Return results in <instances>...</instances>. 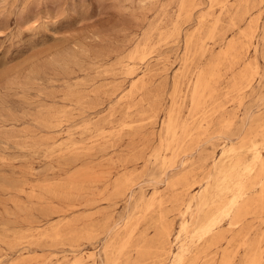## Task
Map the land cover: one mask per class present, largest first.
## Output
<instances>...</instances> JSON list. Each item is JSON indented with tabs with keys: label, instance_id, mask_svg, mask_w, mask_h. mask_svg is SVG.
Masks as SVG:
<instances>
[{
	"label": "rangeland",
	"instance_id": "obj_1",
	"mask_svg": "<svg viewBox=\"0 0 264 264\" xmlns=\"http://www.w3.org/2000/svg\"><path fill=\"white\" fill-rule=\"evenodd\" d=\"M253 139L264 0H0V264H264L258 169L239 224L194 237Z\"/></svg>",
	"mask_w": 264,
	"mask_h": 264
},
{
	"label": "bare ground",
	"instance_id": "obj_2",
	"mask_svg": "<svg viewBox=\"0 0 264 264\" xmlns=\"http://www.w3.org/2000/svg\"><path fill=\"white\" fill-rule=\"evenodd\" d=\"M142 55V54H141ZM143 56V55H142ZM185 69V68H184ZM201 73V72H200ZM211 75V74H210ZM213 75V74H212ZM246 76V75H245ZM212 77V76H211ZM245 78V77H244ZM198 79V78H197ZM250 79L251 76H250ZM210 81V80H209ZM204 82V81H203ZM202 80L199 78L198 81H196L195 83H197L195 86V94L199 93L200 91L202 92V89H206V85L207 83H203ZM210 83V82H209ZM208 83V84H209ZM144 84V83H143ZM208 86V85H207ZM101 88V87H100ZM27 90V89H26ZM200 92V93H201ZM199 93V94H200ZM194 102V101H193ZM198 102V101H197ZM143 103V102H142ZM205 103V102H204ZM196 105L198 106V104L196 103ZM200 105V104H199ZM204 107V105H203ZM131 108V107H130ZM167 115V114H166ZM168 118V122H167V129H166V133H168L171 137H172V143H174L177 140L178 137V125H177V120L175 119L174 113L173 112H169V117ZM230 123V122H229ZM149 124V123H148ZM230 126V124H229ZM187 128V127H185ZM186 133V132H184ZM187 135V134H186ZM190 136V135H189ZM68 137V136H67ZM159 137V136H158ZM187 137V136H186ZM190 138V137H189ZM241 138V137H240ZM160 139V138H159ZM161 141V140H160ZM177 144V143H176ZM161 146V145H160ZM177 146V145H176ZM247 146V145H246ZM46 147V146H45ZM169 147V145H168ZM161 148V147H160ZM164 148V147H163ZM167 148V147H166ZM232 148V147H231ZM40 149V148H39ZM82 150V149H81ZM161 150V149H160ZM159 150V151H160ZM170 150V149H169ZM175 150V148H174ZM173 150V151H174ZM162 151V150H161ZM233 150L231 149L230 152H232ZM250 151L253 153V161L251 164H248L246 166L243 167V169L241 168L242 165L240 163V161H237L235 164H233V169L232 172L229 174V176H227L223 181L220 182L219 184V188H220V192L221 194H231V196L229 197L228 200H223L221 199L219 206L217 208V210L215 212H213L212 214H210L206 220H204L196 234L194 235V237L197 240H203L209 236H212L217 230L218 227L222 224V222L224 221V219L231 217L233 222L232 224L237 225L239 224V222L241 221V217H242V212L246 211L247 209H249V207L251 206L250 204H244V205H240L242 199L244 198V196L247 193L248 190V184L245 182V179H248V177H250L257 169L259 170V172L264 173V140L263 141H256V140H252L251 144H250ZM166 152V151H165ZM176 152V151H175ZM165 154V153H164ZM225 154V152H224ZM223 154V155H224ZM170 158V157H169ZM172 158V157H171ZM166 160V159H165ZM169 160V159H168ZM164 163V161H162ZM169 162V161H168ZM162 163V164H163ZM165 164V163H164ZM177 165V164H176ZM168 166V165H166ZM157 168V167H156ZM164 169V168H163ZM176 169V168H175ZM242 169V170H239ZM165 170V169H164ZM96 174V173H95ZM126 177V176H125ZM129 177V175H128ZM242 178L241 181H239L234 187L230 186V181H232L235 178ZM94 178V177H93ZM124 178V176H123ZM131 178V177H130ZM256 179V177H255ZM93 180V179H92ZM117 181V180H116ZM182 181V180H180ZM184 181V180H183ZM38 183V182H37ZM129 180L128 178H124L121 179L119 184H118V190L121 189H125L129 186ZM35 184V183H34ZM116 184V183H115ZM38 186V185H37ZM117 186V185H115ZM208 186V184H207ZM206 186V187H207ZM175 187V186H173ZM114 188V187H113ZM131 189V188H130ZM261 189V187H260ZM129 191V190H128ZM131 192V191H130ZM261 194V193H260ZM30 195V194H29ZM259 195V194H258ZM41 198V197H40ZM264 199V198H263ZM262 200V196L259 197L256 202H260ZM150 202V201H149ZM206 204V203H205ZM88 205V204H87ZM153 206V205H152ZM154 207V206H153ZM209 208V207H208ZM206 213V212H205ZM254 213V212H253ZM261 213V210H260ZM252 214V213H251ZM141 215V214H140ZM163 228V227H162ZM164 230V229H163ZM166 231V230H165ZM165 233V232H164ZM167 233V231H166ZM168 234V233H167ZM161 236V235H160ZM168 239V238H167ZM217 239V237H216ZM205 241V240H204ZM228 242V241H227ZM259 244V243H258ZM257 244V245H258ZM213 245V244H212ZM252 246V245H251ZM217 247V246H216ZM256 247V245H255ZM250 248V247H249ZM257 248V247H256ZM255 248V249H256ZM254 249V250H255ZM186 250H184L177 258L175 261V264H191L186 262ZM256 251V250H255ZM255 251H253V255L249 258L248 262L246 264H260V260L262 258V254H258L255 253ZM225 254V252H224ZM260 255V256H259ZM192 256V255H191ZM197 255H195L196 257ZM229 257V256H227ZM233 257V256H232ZM248 257V256H247ZM221 258H224L221 256ZM190 259V258H189ZM195 259V258H194ZM233 259V258H232ZM247 259V258H246ZM198 260V259H197ZM230 260V259H229ZM221 262H223L224 260L221 259ZM226 261V260H225ZM196 262V261H195ZM112 263V259H109V264ZM226 263V262H225ZM193 264V263H192ZM224 264V262H223Z\"/></svg>",
	"mask_w": 264,
	"mask_h": 264
}]
</instances>
